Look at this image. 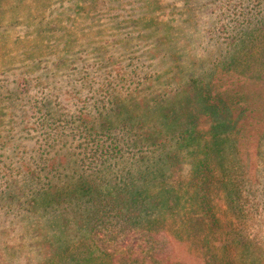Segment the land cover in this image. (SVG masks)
Wrapping results in <instances>:
<instances>
[{
  "label": "trees",
  "instance_id": "1",
  "mask_svg": "<svg viewBox=\"0 0 264 264\" xmlns=\"http://www.w3.org/2000/svg\"><path fill=\"white\" fill-rule=\"evenodd\" d=\"M50 1L37 2L47 10L45 32L38 21L30 28L31 6L19 19L34 35L23 57L38 62L16 74L4 96L0 262L35 250L33 264H181L145 241L110 236L112 248H100L94 229L111 216L130 231L183 244L201 264L262 258L264 219L254 218L264 217V125L250 176V153L244 159L238 148L245 109L234 115L231 104L213 100L209 80L182 88L157 69L154 59L168 58L173 42L170 27L157 21L162 1ZM232 7L221 10L236 22L221 24L215 64L264 80V0ZM13 50L5 51L7 62ZM196 105L210 114L206 126L195 124Z\"/></svg>",
  "mask_w": 264,
  "mask_h": 264
},
{
  "label": "rangeland",
  "instance_id": "2",
  "mask_svg": "<svg viewBox=\"0 0 264 264\" xmlns=\"http://www.w3.org/2000/svg\"><path fill=\"white\" fill-rule=\"evenodd\" d=\"M57 1L58 0H52L50 2L55 3ZM161 1L165 5V9L163 14H157V21L164 26L168 25L170 27V38H172L173 42L172 46L166 47L167 50L170 49V54L167 53V55H165L168 58L163 59L162 56H158L154 59L157 69L162 74V77L165 75L167 78L171 79L173 86L177 85L179 82L181 83L182 88L184 85H187L186 82L192 83V80H197V82H208L209 80L210 86H208V92L213 97V100L221 99L225 100L228 104H231L234 115L239 112V109H245L244 114H241L239 123H237V126L240 128L238 148L244 159L247 156V153H250L249 174L252 176L255 161L252 146L254 139L264 125V80H254L253 78L241 77L234 72H226V70L221 68L220 64L216 65L215 63H217V61L214 60V57L219 52L220 42H218V31L221 24L223 22H229L231 24L236 22L233 17L228 15L224 16V14L221 13V10L229 8V12H234L232 6L239 3L240 0ZM37 2H39V0H22L20 4V2H15L14 0H6L2 1V4L0 5V13L4 16V21L0 23V124L2 122V126H4L10 113V108L4 107V104L6 103L4 102L5 92L11 89L13 90V80L16 74H19L24 68H29V65L32 63L38 62V60L35 59L24 58L21 52L22 49L24 50L27 46H31L32 43L30 42L34 39L32 29L30 28L34 27L35 23H37L36 21H38V28L41 33L43 30L45 32L48 28L43 21L45 19L42 16L47 10L43 6H41V10H39ZM250 3L251 2H249L248 5H250ZM14 4L17 6V9L14 12H9L10 7ZM28 6H31L32 9H30V12L34 16L30 28L27 22L26 24H23L19 21L20 18L25 19V15L28 14ZM100 18L102 24L106 22V17L104 15ZM81 23L82 22H80L78 26ZM161 29V33L164 34L166 30H164L162 26ZM6 31L8 32L6 33ZM3 32H5V38L1 37ZM28 41L30 42L27 43ZM51 41H53V38L49 40V42ZM7 48L14 49L13 53L17 54L13 59L14 61H6L7 57L4 53ZM52 54L53 53H51V55ZM40 60V64L37 63L38 67L43 66L47 61L45 57ZM37 71L40 72V68H36L34 72ZM34 72L31 73L34 74ZM7 81H9L10 84L7 83ZM200 84L202 85V83ZM181 87L180 89H182ZM184 94L192 96L194 92L189 93L186 91ZM194 101L195 99L192 96L193 104ZM195 107L197 108H195L196 111L194 110V114L197 113L195 124L198 127L206 126L209 123L207 120L210 117V114L207 115L205 113L207 109H204L203 107L200 108L197 107V105ZM12 109L19 112L18 106L15 103L12 104ZM19 110L21 111L20 106ZM23 110L26 111V108L23 109L22 106V111ZM189 166L187 165V168ZM186 182L185 184L180 183L182 187L180 192L184 191L185 196L191 194L189 191L191 188L188 187ZM254 219L258 225H261L260 223H263L264 219L263 214ZM110 236L117 240L129 238L132 239L131 242L134 240H138L139 242L145 241L147 245H150L151 248H153V252H158L159 250L163 251V253L171 252L175 257L181 258L182 262H185H181V264L202 263L198 257L192 255V252H189L191 255L186 253L185 251H187V249L184 248L183 244L178 242H171L170 244L168 242L167 244V237H162L161 234H159L157 238L152 235H144V233L141 232L130 231L126 221L120 217H105L102 221H97L93 239L98 243L100 248H112L113 243L109 242ZM263 238L264 232L258 241L264 242ZM28 243L30 242H27L26 244ZM262 247L264 249V243L262 244ZM261 254L262 258L258 257L256 261H254V258H250L251 260H247L244 264H264V252ZM22 255L9 259V263L6 264H33L36 259L40 258V254L35 250L29 253V256L27 254ZM102 257L107 258L106 255ZM103 258L99 259L101 263H103ZM172 258L176 259L174 257ZM0 264H5V262H0Z\"/></svg>",
  "mask_w": 264,
  "mask_h": 264
}]
</instances>
